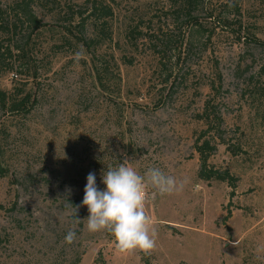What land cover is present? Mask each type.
<instances>
[{
	"label": "rangeland",
	"instance_id": "obj_1",
	"mask_svg": "<svg viewBox=\"0 0 264 264\" xmlns=\"http://www.w3.org/2000/svg\"><path fill=\"white\" fill-rule=\"evenodd\" d=\"M93 1L52 0L36 8L41 29L0 32V90L30 97L28 114L0 106V264H264V0H202L193 19L176 0H97L112 38L87 46ZM15 2L0 0L6 23ZM205 140L208 168L235 187L199 178ZM125 162L184 185L164 197L146 185L149 252L121 254L86 227L87 175L103 189Z\"/></svg>",
	"mask_w": 264,
	"mask_h": 264
},
{
	"label": "clouds",
	"instance_id": "obj_2",
	"mask_svg": "<svg viewBox=\"0 0 264 264\" xmlns=\"http://www.w3.org/2000/svg\"><path fill=\"white\" fill-rule=\"evenodd\" d=\"M86 180L81 203L89 213L87 230L110 233L121 254L136 250L149 252L155 247V227L145 214L146 185L154 189L152 195L161 197L179 193L184 186L182 181L157 167L141 175L130 162L106 168L101 177L103 189L97 186L94 173L90 172ZM75 238L76 232L68 231L64 241L72 244Z\"/></svg>",
	"mask_w": 264,
	"mask_h": 264
},
{
	"label": "trees",
	"instance_id": "obj_3",
	"mask_svg": "<svg viewBox=\"0 0 264 264\" xmlns=\"http://www.w3.org/2000/svg\"><path fill=\"white\" fill-rule=\"evenodd\" d=\"M51 1L52 0H16L15 4L13 5L16 19L12 23L5 22V13L0 5V32L2 31L3 33L6 32L10 34L12 33L13 27L15 29L13 33L16 35L18 24H20L21 28L26 26L25 29H28L30 34L41 29L42 22L37 16L36 8H46ZM176 2V4L179 5L178 13H183L185 14V17H189L191 19L196 16V13L200 12L203 4L202 0H176ZM87 8V12H89V15L86 18L81 19V23L79 24L82 40L86 44L89 43L87 46H89L90 44L96 45L99 44V42L110 40L112 36L108 20L113 15L112 9L109 6H104L103 3L97 0L93 1L91 6ZM193 23L194 24H192V31L194 33H200V31L203 29L201 24L198 22V20H193ZM87 30L92 31V35L90 37L86 36V33L89 32ZM67 32L69 34L72 33V31L70 30H68ZM30 34L27 36L28 39H30ZM12 36L14 35L12 34ZM258 43L264 45V42ZM100 67L102 68L103 66ZM100 67L97 64L94 65L97 79H99L101 82L102 71ZM29 104V96L18 99L17 96L13 97L12 95H8L6 92L0 90V106H2L3 110L5 111L8 110V112L10 113L19 114L20 112H22L24 114H28L30 112V107H28ZM196 146V150L200 153L201 160V167L198 173L199 178L206 182L214 179L219 181H228L231 187H235V183L233 182L234 179L229 175V173H219L208 168V158L212 153L216 152V145L210 140H205L203 141L202 145L198 146L197 144ZM3 172L4 169L0 159V177L5 176Z\"/></svg>",
	"mask_w": 264,
	"mask_h": 264
}]
</instances>
